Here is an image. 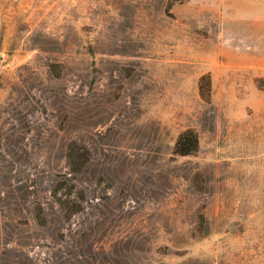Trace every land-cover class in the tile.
<instances>
[{"label":"rangeland","instance_id":"374dc122","mask_svg":"<svg viewBox=\"0 0 264 264\" xmlns=\"http://www.w3.org/2000/svg\"><path fill=\"white\" fill-rule=\"evenodd\" d=\"M0 264H264V0H0Z\"/></svg>","mask_w":264,"mask_h":264},{"label":"trees","instance_id":"16d2710c","mask_svg":"<svg viewBox=\"0 0 264 264\" xmlns=\"http://www.w3.org/2000/svg\"><path fill=\"white\" fill-rule=\"evenodd\" d=\"M207 80V85L209 84V77L204 76L201 81V92L204 96ZM205 81V82H204ZM200 145V138L197 131L193 128H188L180 133L175 146V152L177 154L186 155L191 154L198 150ZM69 158L71 162V169L75 172H80L89 160V150L84 146H79L77 142H72L69 149ZM64 188H68V195L73 193V185H67V183L61 182L56 188V198L60 204L61 209L66 217H70L75 212L79 211L81 208V203L77 201H70L69 198H64L59 194ZM37 218L41 224L46 223V215L42 206L37 208Z\"/></svg>","mask_w":264,"mask_h":264}]
</instances>
